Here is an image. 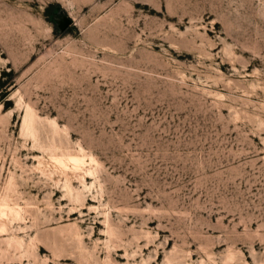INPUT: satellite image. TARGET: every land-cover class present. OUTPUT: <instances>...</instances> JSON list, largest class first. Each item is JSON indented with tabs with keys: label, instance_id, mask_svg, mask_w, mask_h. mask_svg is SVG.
<instances>
[{
	"label": "rangeland",
	"instance_id": "374dc122",
	"mask_svg": "<svg viewBox=\"0 0 264 264\" xmlns=\"http://www.w3.org/2000/svg\"><path fill=\"white\" fill-rule=\"evenodd\" d=\"M2 203L0 264H264V0H0Z\"/></svg>",
	"mask_w": 264,
	"mask_h": 264
},
{
	"label": "bare ground",
	"instance_id": "6f19581e",
	"mask_svg": "<svg viewBox=\"0 0 264 264\" xmlns=\"http://www.w3.org/2000/svg\"><path fill=\"white\" fill-rule=\"evenodd\" d=\"M34 122V121H33ZM25 126H26V128L29 130V131H31L32 130V126L29 124V123H27V121H26V118H25ZM54 128V127H53ZM65 145V144H64ZM59 147V146H58ZM49 148V147H48ZM56 148V147H55ZM64 148V147H63ZM68 148V147H67ZM48 151V150H47ZM77 152V151H76ZM52 156V165H54V167H58V168H62V169H67V168H80L79 166L82 164L81 163V160H79L78 159V157H77V155H75V156H67V157H56V156H53V155H51ZM79 156V155H78ZM81 156H83V155H81ZM89 157H91V156H89ZM86 158V157H85ZM91 159H92V157H91ZM90 160V159H89ZM51 162H49V163H51ZM92 162H93V160H92ZM94 162H95V160H94ZM88 164V163H87ZM95 165H96V163H94ZM94 166V165H93ZM86 167V166H85ZM89 170H91V167H90V169ZM88 170V171H89ZM79 171H81V170H79ZM93 171V170H92ZM41 172V171H40ZM66 172V171H65ZM74 172V171H73ZM96 172V171H95ZM43 173H44V171H43ZM48 173V172H47ZM58 173V172H57ZM75 173H77V172H75ZM63 174V173H62ZM84 174V173H83ZM82 174V175H83ZM12 177V176H11ZM67 183V182H66ZM92 184V183H91ZM69 185V184H68ZM71 185V184H70ZM67 186V185H66ZM73 187V186H72ZM75 188V187H74ZM67 192L69 191H71V187L70 186H67ZM77 190V189H76ZM75 193V192H74ZM78 193H80V192H78ZM75 195V194H74ZM81 196V195H80ZM3 198H4V196H3ZM70 198V197H69ZM71 198H73V197H71ZM79 199V197H78V194H76V197H74V199ZM83 198V197H82ZM81 198V199H82ZM9 199V198H8ZM81 199H80V201H81ZM7 200V199H6ZM5 200V201H6ZM83 200V199H82ZM79 201V202H80ZM11 202V201H10ZM9 202V203H10ZM12 202H13V200H12ZM73 202V201H72ZM17 203V202H16ZM13 204V203H12ZM77 204V203H76ZM81 204V203H80ZM79 204V205H80ZM16 205V204H15ZM12 206V205H11ZM9 204H7V203H2L1 205H0V215H3V217H5L4 215H7V214H9V215H15L16 217L17 216H19V210H18V208H15V207H11ZM17 206V205H16ZM18 207V206H17ZM21 209V208H20ZM72 209V208H71ZM22 210V209H21ZM76 211V210H75ZM80 212V211H79ZM7 217V216H6ZM5 217V218H6ZM11 217V216H10ZM13 218H15V217H13ZM12 218V219H13ZM18 218V217H17ZM16 219V218H15ZM108 222V221H107ZM2 223V222H1ZM2 224H5V223H2ZM2 224H0V225H2ZM108 224V223H107ZM2 227H3V225H2ZM1 228V227H0ZM3 229H5V228H3ZM1 231V230H0ZM107 233H108V237H109V239H113V237H114V233H113V230L110 228V225L108 224L107 225ZM107 235V234H106ZM116 235V234H115ZM114 241V240H113ZM106 242V241H105ZM114 244V243H113ZM16 245H18V244H16ZM107 245V244H106ZM114 246V245H113ZM115 248V247H114Z\"/></svg>",
	"mask_w": 264,
	"mask_h": 264
}]
</instances>
